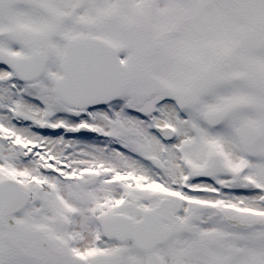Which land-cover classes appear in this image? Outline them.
<instances>
[{"label": "snow or ice", "instance_id": "1", "mask_svg": "<svg viewBox=\"0 0 264 264\" xmlns=\"http://www.w3.org/2000/svg\"><path fill=\"white\" fill-rule=\"evenodd\" d=\"M0 264H264V0H0Z\"/></svg>", "mask_w": 264, "mask_h": 264}]
</instances>
